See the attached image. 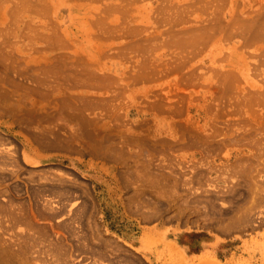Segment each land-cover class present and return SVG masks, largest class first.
Segmentation results:
<instances>
[{
    "label": "rangeland",
    "instance_id": "rangeland-1",
    "mask_svg": "<svg viewBox=\"0 0 264 264\" xmlns=\"http://www.w3.org/2000/svg\"><path fill=\"white\" fill-rule=\"evenodd\" d=\"M0 264H264V0H0Z\"/></svg>",
    "mask_w": 264,
    "mask_h": 264
},
{
    "label": "crops",
    "instance_id": "crops-1",
    "mask_svg": "<svg viewBox=\"0 0 264 264\" xmlns=\"http://www.w3.org/2000/svg\"><path fill=\"white\" fill-rule=\"evenodd\" d=\"M183 235H185L184 232L176 233V234H175V239H173V241H174V242H179L180 237L183 236Z\"/></svg>",
    "mask_w": 264,
    "mask_h": 264
},
{
    "label": "bare ground",
    "instance_id": "bare-ground-1",
    "mask_svg": "<svg viewBox=\"0 0 264 264\" xmlns=\"http://www.w3.org/2000/svg\"><path fill=\"white\" fill-rule=\"evenodd\" d=\"M175 12V11H174ZM99 30V29H98ZM233 31V30H232ZM73 41V40H72ZM59 45V44H58ZM71 46V45H70ZM149 49V48H148ZM47 74V73H46ZM116 87V86H115ZM113 90V89H112ZM116 91V90H115ZM113 93V92H112ZM115 94V93H114ZM107 97V96H106ZM120 98V97H119ZM110 102V101H109ZM108 102V103H109ZM110 105V104H109ZM113 106V105H112ZM115 107V106H114ZM121 110V109H120ZM112 112V111H111ZM173 182V181H172ZM48 204V203H47ZM54 204V203H53ZM49 205H50V203H49ZM52 205V204H51ZM46 206V205H45ZM51 207V206H50ZM54 209V208H53ZM10 210V209H9ZM50 210H52L51 208H50ZM8 211V210H7ZM54 213V212H53ZM48 223V222H47Z\"/></svg>",
    "mask_w": 264,
    "mask_h": 264
}]
</instances>
